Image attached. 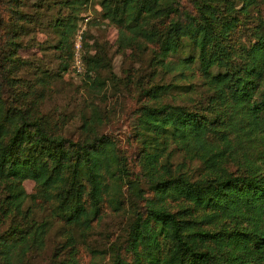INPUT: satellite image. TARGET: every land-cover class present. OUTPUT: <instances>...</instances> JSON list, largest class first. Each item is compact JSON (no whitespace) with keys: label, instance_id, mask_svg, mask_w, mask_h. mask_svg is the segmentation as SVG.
<instances>
[{"label":"trees","instance_id":"16d2710c","mask_svg":"<svg viewBox=\"0 0 264 264\" xmlns=\"http://www.w3.org/2000/svg\"><path fill=\"white\" fill-rule=\"evenodd\" d=\"M20 1H5L14 19ZM96 2L119 28L120 46L150 48L164 69L190 68L213 94L203 106H188L163 101L171 83L141 87L145 100L126 136L138 150L129 153L113 131L101 129L109 115L93 103L70 133L63 118L42 112L45 91L36 85L44 88L55 72L41 70L24 84L16 73L26 63L16 53V31L0 29V215L9 219L0 232V264H32L31 253L43 248L49 222L35 218L33 203L49 204L53 217L81 233L105 207L126 212L106 264H264V166L238 148L264 132V0ZM251 11L255 23L244 43L240 15ZM75 16L55 21V47L64 56L58 74L73 57ZM92 47L82 50L83 74L89 91L100 94L116 75L104 50ZM175 151L200 160V174L173 169ZM25 179L34 181L33 191ZM74 242L49 264H78Z\"/></svg>","mask_w":264,"mask_h":264},{"label":"rangeland","instance_id":"374dc122","mask_svg":"<svg viewBox=\"0 0 264 264\" xmlns=\"http://www.w3.org/2000/svg\"><path fill=\"white\" fill-rule=\"evenodd\" d=\"M5 1L0 0V29L16 31L20 43L16 53L26 59L25 64L18 66L16 73L27 84L28 81H35L41 70L55 72V76L48 80L44 88L40 83L36 85L38 90L45 91L39 107L44 113L63 118L66 132L78 130L80 114L88 112L89 105L93 103L106 110L109 115L101 129L113 131L129 153L136 152L139 143L128 142L126 136L131 130L135 108L145 100L139 92L141 87L155 82L171 83L170 90L162 96L163 101L188 106H203L213 94L204 78L192 75L190 68L183 71L178 68L164 69L152 58L150 48L120 46L119 28L107 18L101 17V7L96 0H88L74 8L71 6L72 0H21L17 6L21 16L17 19L10 14ZM73 13L76 15L73 17L76 25L69 37L73 54L77 48L80 54L82 50H93L92 45L96 43L106 53L112 73L116 75L106 80L100 94L89 91L87 79L83 72H77L73 68L72 58L68 69L58 74L64 56L55 47L60 38V28H57L55 21L56 18L68 17ZM255 14V11H251L249 16L240 15L242 27L239 30V39L242 42L251 40ZM101 75L108 74L106 70H102ZM176 83H186L189 87L177 88L174 86ZM238 148L239 153L252 154L264 166V132L244 138ZM170 161L173 169L179 167L195 177L202 169L200 160L186 159L180 151H175ZM23 185L27 192L35 188L31 179H25ZM170 204L175 207L174 201L171 200ZM33 205L36 210L35 218L46 219L49 225L43 248L30 255L32 264H49L55 257L65 258L69 254L71 239L75 241L77 248L78 264H106L110 259V244L122 233L127 222L126 212H111L105 207L104 216L92 223L89 230L81 233L80 228L71 227L53 217L49 204ZM8 225L9 219L0 215V232Z\"/></svg>","mask_w":264,"mask_h":264},{"label":"built area","instance_id":"2783aa9c","mask_svg":"<svg viewBox=\"0 0 264 264\" xmlns=\"http://www.w3.org/2000/svg\"><path fill=\"white\" fill-rule=\"evenodd\" d=\"M72 66L77 72H83L84 71L83 59H82V56H81L78 48L75 50V52L73 54Z\"/></svg>","mask_w":264,"mask_h":264}]
</instances>
